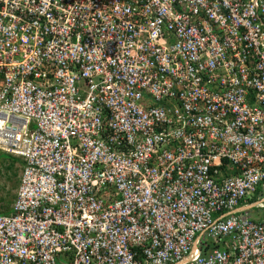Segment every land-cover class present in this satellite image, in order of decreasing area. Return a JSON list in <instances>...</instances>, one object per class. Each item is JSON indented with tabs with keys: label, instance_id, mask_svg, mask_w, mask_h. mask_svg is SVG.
Returning a JSON list of instances; mask_svg holds the SVG:
<instances>
[{
	"label": "built area",
	"instance_id": "built-area-1",
	"mask_svg": "<svg viewBox=\"0 0 264 264\" xmlns=\"http://www.w3.org/2000/svg\"><path fill=\"white\" fill-rule=\"evenodd\" d=\"M0 264H264V0H0Z\"/></svg>",
	"mask_w": 264,
	"mask_h": 264
},
{
	"label": "rangeland",
	"instance_id": "rangeland-1",
	"mask_svg": "<svg viewBox=\"0 0 264 264\" xmlns=\"http://www.w3.org/2000/svg\"><path fill=\"white\" fill-rule=\"evenodd\" d=\"M0 159V212H10L19 184L21 160L11 161L7 156ZM17 159V158H16ZM12 164V168L8 166Z\"/></svg>",
	"mask_w": 264,
	"mask_h": 264
},
{
	"label": "trees",
	"instance_id": "trees-1",
	"mask_svg": "<svg viewBox=\"0 0 264 264\" xmlns=\"http://www.w3.org/2000/svg\"><path fill=\"white\" fill-rule=\"evenodd\" d=\"M1 156H7L6 159H11V161H12V160H13V161L18 160V159H16V157H13V156L8 155V154H5V153H0V159H3V158H1ZM21 164L23 165L22 162H21ZM9 168H12V164H10V165L8 166V169H9ZM5 213H8V212H5Z\"/></svg>",
	"mask_w": 264,
	"mask_h": 264
},
{
	"label": "clouds",
	"instance_id": "clouds-1",
	"mask_svg": "<svg viewBox=\"0 0 264 264\" xmlns=\"http://www.w3.org/2000/svg\"><path fill=\"white\" fill-rule=\"evenodd\" d=\"M18 159V158H17Z\"/></svg>",
	"mask_w": 264,
	"mask_h": 264
}]
</instances>
